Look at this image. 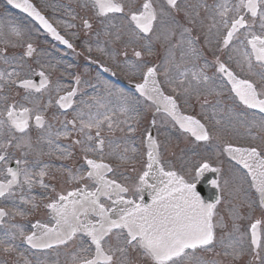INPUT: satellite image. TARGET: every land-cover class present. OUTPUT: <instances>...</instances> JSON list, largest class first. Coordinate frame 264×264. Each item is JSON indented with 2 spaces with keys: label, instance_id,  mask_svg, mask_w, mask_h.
Masks as SVG:
<instances>
[{
  "label": "snow or ice",
  "instance_id": "1",
  "mask_svg": "<svg viewBox=\"0 0 264 264\" xmlns=\"http://www.w3.org/2000/svg\"><path fill=\"white\" fill-rule=\"evenodd\" d=\"M8 3L38 21L55 40L73 49V44L57 31L32 0H8ZM91 6L100 18L111 20L110 14H123L127 20L129 40L136 42L149 39L156 22L160 20L164 23L163 18L170 14L169 10L181 11L178 0H166V5L162 4L159 8L153 0H144L142 6L136 8L126 5L124 0H91ZM52 7H62L66 14L76 19L68 11V5ZM201 7L211 16L209 31L216 29L217 51L227 52L228 59L234 61L249 78L238 76L219 56L214 60L216 71L226 78L240 104L264 114V0H221L219 3L204 4ZM184 11L192 23L197 22L199 11L194 9L195 17L187 9ZM249 16L252 23L248 22ZM257 18L260 32L255 30ZM9 27L10 35L15 39L6 40L5 44L11 43L13 48L20 47L23 51L18 56L15 53L9 56L6 50L0 53V59L12 69L0 71V82L22 89L26 103L9 102L5 96L3 107H0V198L10 200L16 209L15 214L23 216L26 213L14 199L17 195L16 189L20 190L19 203L31 204L33 207L36 206V197L29 194L36 185L44 189L52 187L55 197L49 198L45 205L50 213V221H37L31 225L33 231L28 234L16 225H4V218L9 213L0 208V225H3L0 246L5 252L16 249L14 242L19 235L31 248L52 249L63 246L71 257L70 264H133L128 259L132 251L148 258V264H238L246 255L252 257L248 264H256L257 261L258 264H264V216L250 221L246 229H242L239 223L245 217L235 207L230 213V227L223 218L217 219V205L221 200L205 203L197 192L195 180L190 181L173 168H166L161 160L160 144L153 139L151 133H145L146 170L137 177L136 182L129 187L117 182L115 178H109V174L114 173L115 169L106 162L104 133L111 134L117 129L129 133L137 131L129 123V120L135 119L130 115L136 113L135 104L122 90L116 91L107 82H102L103 93L90 97L91 103L81 100L82 106L74 107L80 85L84 83L81 77L75 76L73 85H57L58 99L55 101L65 112L73 109L75 116L72 120L65 121L61 129H55L48 123L33 94L46 90L50 79L43 67L36 73L40 78L39 85L30 78L28 73L33 69L28 65V60L33 58L37 50L25 38L22 29L5 26ZM83 27L91 30L93 25L88 19H84ZM5 35H9V32L6 31ZM114 35L116 39H120L118 31ZM183 42L187 44L186 55L193 60L201 56V50L196 47V39L189 38ZM87 47L91 53L92 48ZM145 47L151 51L150 43ZM97 51L109 55L116 62L115 53H107L99 46ZM124 55L126 57L127 53ZM134 55L138 60L141 58L140 51H136ZM116 66L127 67L139 74L140 82L134 85L135 91L141 97L152 100L157 106H162L179 127L191 133L196 141L207 142L213 139L212 132L204 123L192 115H182L178 105V98L190 93L194 85L197 92L200 86L213 85L212 78L205 71L207 64L199 70L194 68L191 72L180 70L177 66L178 74L175 77L170 76V70L165 68V83L171 86L174 95H166L162 90L163 84L158 78L161 74L159 66L130 64L126 59ZM26 67L27 72H22ZM103 71L110 69L104 67ZM2 91L3 88L0 87V92ZM61 91L64 94L60 95ZM216 94L221 93L216 91ZM113 96L120 101L117 108L111 107L109 97ZM101 109L104 111H100ZM118 114L126 116L127 119L117 118ZM33 121L39 132L38 142L47 143L49 155L59 153L60 158L71 157L72 151L58 144L57 140L60 137L68 138L73 132L79 137L73 141V146L80 147L84 165L75 171L67 165L59 169L67 174L70 187L66 190L57 192L53 186L45 183L51 165L44 164L39 167L37 162L38 171L28 167L27 155L33 148ZM246 126L250 130L253 127L259 128L264 133V115L259 121H246ZM219 138L218 135L216 139ZM112 143L111 140L108 141L110 147ZM10 149L20 150L22 157H13ZM222 151L245 170L243 175L238 173L241 186L248 183L250 188L255 189L259 194L260 207L264 208V150L254 145L236 146L225 142ZM129 152L132 155H128ZM135 153V148L125 146L122 153L113 151L108 156H115L123 163L134 164ZM13 160L15 167L10 166ZM189 171L195 173V179H199L207 171L219 173L220 169L203 161ZM212 184L214 188L219 187L216 180ZM145 191L151 203L144 202ZM247 207L252 209L253 203L247 202ZM76 241L79 243L73 251L71 246ZM202 253L213 255L206 258Z\"/></svg>",
  "mask_w": 264,
  "mask_h": 264
},
{
  "label": "rangeland",
  "instance_id": "2",
  "mask_svg": "<svg viewBox=\"0 0 264 264\" xmlns=\"http://www.w3.org/2000/svg\"><path fill=\"white\" fill-rule=\"evenodd\" d=\"M37 1L43 7L45 12L50 14H52V12L54 13V15H51V18H54L53 21L58 28L66 30L67 36L70 35L73 36V38L75 37L73 40L74 44L78 50H80V48L83 50H80L82 54L77 55L76 50H72V52L65 50L63 53L64 55L67 54L69 58L60 53V58L56 56L51 51V49H57L56 45L43 39L41 36H38L37 32H32L34 29L31 28L34 27L30 23L26 22V24H23L20 22L17 17L22 15L16 11L12 10L10 12L11 14L6 12L3 0L0 1V53H4L6 50L9 56L14 53L18 56L23 51L20 47L13 48L11 43H8L7 45L5 44L6 40L12 41L15 39L10 35V27L5 28V26H15L23 30L25 38L30 40L37 50L33 58L28 60V65L33 69L31 73H28L30 78L34 77L36 73L41 71L42 67L48 75L52 69L56 70L55 75H52V82L49 89L45 90L43 93L33 94V98L38 101V106L43 110V114L47 118L48 123L52 124L55 129H61L65 121L72 120L75 116L74 111L66 115H61V113L56 110H48L47 106L49 105L50 107V101L55 95L54 93H56L57 85L63 84V77L70 76L72 69H77L80 73L81 80L84 82L80 85V91L85 93V90H89L90 87L95 88V90L91 92L89 91L85 93V95L82 93L81 96H79L76 107L82 106L81 100L91 103L90 97L103 93L102 82H107L116 91L122 90L132 98V101L135 104L136 113L130 114L131 116H134L135 119L129 120V123H132L133 127L137 128L135 133L120 131L119 129L111 134L108 132L104 133L106 137L104 148L106 160H114L120 164L127 165V163L121 162L119 159L115 158V156L109 157L108 154L113 151L115 153H122L123 148L127 146L130 149H136L135 156L137 159L140 157V151L143 148L144 160L141 161L138 167L131 171L123 170L118 172L120 175H118L117 178L121 180L122 184H127L131 187V185L136 182L137 177L146 170L147 151L144 142L147 137L145 133L146 131L150 133V130L153 128L156 140L160 144L161 160L166 168H173L179 174L185 176L186 179L191 181L196 179L195 173L189 171V169H192L194 165L199 162L207 161L213 166L220 167L222 174L221 189H223V191H221V203L217 206V219L223 218L230 227V213L235 207L236 209H239L241 214L245 217L239 223L242 229H246L249 227L250 221H254L255 219L264 216V210L261 209V207H258V200L248 192L246 183H243L241 186V180L238 173L240 175L243 174L236 168L230 166L225 156L222 154V145L224 146L225 142L240 144L242 141L253 140V137H256L253 141L258 142V147L264 150V133H262L259 128L253 127L250 130L249 127L246 126V121H251L253 119L259 121L261 117L251 114L249 111L238 105L235 97L229 93L224 79L221 74L216 71L214 65L215 58L219 56L221 61L225 62L227 66L229 65L241 76L249 78L245 73L240 71L234 61L228 59L227 52L221 53L217 51L215 43L216 29L212 28V30L209 31V26L212 24L211 16L209 13L205 12L201 5H213L221 2V0H189L181 2V11L177 12L175 10H169L170 14L163 18L164 23H161L160 20L156 22L154 31L150 34L149 39L139 40L138 42L129 40L127 20L123 14L122 16L112 14L110 15L112 17L111 20L106 18L98 19L95 17L94 9L89 0ZM87 2L88 4H86ZM124 2L129 7L136 8L142 6L144 0H124ZM153 3L157 8L162 4L166 5L164 0H153ZM52 5H68V11L76 16V19H72V16L66 14L62 7L53 8ZM185 9H187L193 17H195V11H199L200 15L199 17H196V23H192L189 17L185 15ZM21 18H23V16ZM91 18H95L96 20L92 22V29L86 30L83 27V20H91ZM248 22L252 23L250 16L248 17ZM259 23V19L257 18L255 22V30L257 32L261 31ZM112 25H115V27H112ZM6 31L9 32V35L7 36L5 35ZM117 31L120 34V39L115 38L114 34ZM106 32L109 34H105ZM189 38L196 39V47H198L202 53L196 60H193L189 55L185 54L187 51V44L183 41ZM148 43L151 44V51L145 47ZM86 45L92 48L91 53L88 52V47ZM98 46L103 47L107 53H115L116 62L114 63L109 55L97 51ZM136 51L141 52V58L139 60L134 55ZM96 52L100 53L99 59L103 62L101 65L110 69V71L104 73L106 79L101 75L98 69H92L89 67L81 68V66L76 67L75 65L77 60H79V62L83 60V55L85 54L86 59H94ZM125 52L127 53L126 57L124 55ZM125 59L130 64L137 63L147 64L148 66H159L161 69V74L159 75L160 81L163 84L166 93L170 95L174 94L171 91V86L165 83V77L163 75V70L165 68L170 70V76L175 77L178 74L177 66H179L180 70H188L191 72L194 68L195 70H199V68L204 67L207 64L208 67L205 68V71L206 74L212 78L214 82L213 85L208 87L200 86L198 92L194 85L193 90L190 93L182 95L178 99L181 102L184 113H192L197 116V118L200 119L212 132L213 139L208 142L210 144L194 141L189 135L179 131L170 118L155 111V108L150 103L139 98L137 94L127 88L126 85L124 87L123 84L130 80L140 81L139 74L133 72L127 67L121 68L116 66L117 63L123 62ZM93 64L94 62H92V65ZM6 68L9 71L12 70L8 68V65L3 63L2 59H0V71H3ZM64 68L66 69V73ZM22 72H27V67L23 69ZM0 87L3 88V91L0 92V107H3L2 101L5 96L8 97L9 102L19 101L26 103V101L23 100L25 92L22 89L9 87L3 82H0ZM213 87H215V90H213ZM216 91H219L221 94L217 95ZM109 99L111 101V107L117 108L120 101L115 96L109 97ZM28 106L31 107L33 105ZM100 111H104V109H101ZM93 112H95V109H93ZM117 118L121 120L127 119L126 116L119 114ZM153 120L155 121V124H153ZM217 121H219V123H217ZM94 131L95 130H93V132ZM38 135V130L33 127L31 132L33 148L27 155L29 161L28 167L33 171H38L39 167H43L44 164L51 165L50 160L59 157V153L49 155V147L47 143L43 141L38 142ZM218 135L220 138L216 139ZM72 136L73 140L70 142H62V137H60L57 140V143L61 146L68 147L73 155L78 158V162L79 159L82 162L84 161V158L80 147L73 146V141L79 137L75 132ZM109 140L113 142L111 147L108 144ZM218 143L222 144L219 145ZM10 151L15 158H21L23 155L20 150L10 149ZM128 155H132V153L129 152ZM37 162H39V167L36 166ZM76 169H78V167H75L74 171ZM58 175H54L52 178H48L50 175L45 177V183L53 186L57 192H59L60 189H68L70 185L67 182L66 175H63V173ZM225 181L228 183L225 184ZM237 189H239V191H237ZM49 190L51 191L52 187L44 189L39 185H36L33 188L29 195L36 197L35 207L31 204L19 203V189H16L17 195L14 199L19 207L29 206L32 209L31 211L35 212V214L32 215V218H30L31 220H43L44 222H47V215L43 213V203L41 204L40 198L45 197L46 199H49ZM249 201L253 203L252 209L247 207V202ZM0 206L10 207L11 210L10 215H8L3 221V224L16 225L27 233L29 228L26 227V224L21 222L20 217L22 216L15 214L16 209L13 207L11 201L2 198L0 199ZM34 208H37V210ZM23 218L26 219L27 216H24ZM2 232L3 225L0 227V235H2ZM20 238L21 237L18 235L15 242H19ZM18 250V246L16 245L17 253H19ZM16 252H5L3 247L0 246V264H25V262L21 261V257L24 254H17ZM134 253L135 255L131 260L133 264H148V258L138 252L134 251ZM63 255H65V253H59L58 256L59 258H62ZM202 255L209 258L212 257L213 254L202 253ZM251 260L252 257L246 255L238 261V264H248ZM57 261H61V259L53 258L51 255H38L36 257H30L26 262L27 264H54ZM256 264H258V261Z\"/></svg>",
  "mask_w": 264,
  "mask_h": 264
},
{
  "label": "water",
  "instance_id": "3",
  "mask_svg": "<svg viewBox=\"0 0 264 264\" xmlns=\"http://www.w3.org/2000/svg\"><path fill=\"white\" fill-rule=\"evenodd\" d=\"M150 100V99H149ZM152 101V100H150ZM153 102V101H152ZM154 103V102H153ZM155 104V103H154ZM156 105V104H155ZM157 106V105H156ZM159 110H162L164 111L163 107L162 106H157ZM205 173H210V171H207ZM205 173L201 176V178L205 175ZM199 193L201 194V196H205V197H208V199H205L204 202L205 203H210L211 202V198H212V191L211 190H208L207 188H203L202 190H199ZM214 193H215V198L216 200L212 201L211 203H215L218 199V189L217 187L215 188L214 190Z\"/></svg>",
  "mask_w": 264,
  "mask_h": 264
},
{
  "label": "flooded vegetation",
  "instance_id": "4",
  "mask_svg": "<svg viewBox=\"0 0 264 264\" xmlns=\"http://www.w3.org/2000/svg\"><path fill=\"white\" fill-rule=\"evenodd\" d=\"M76 248H77V246H76V247H74V248H72V250H73V251H75V250H76ZM67 254H68V251H67ZM69 260H71V258H69Z\"/></svg>",
  "mask_w": 264,
  "mask_h": 264
}]
</instances>
